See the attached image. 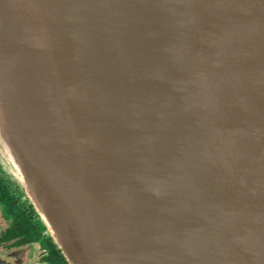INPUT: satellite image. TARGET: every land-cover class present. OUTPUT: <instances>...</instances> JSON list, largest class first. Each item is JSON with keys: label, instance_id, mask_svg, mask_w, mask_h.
Segmentation results:
<instances>
[{"label": "water", "instance_id": "95a60500", "mask_svg": "<svg viewBox=\"0 0 264 264\" xmlns=\"http://www.w3.org/2000/svg\"><path fill=\"white\" fill-rule=\"evenodd\" d=\"M0 157L69 264H264V0H0Z\"/></svg>", "mask_w": 264, "mask_h": 264}, {"label": "flooded vegetation", "instance_id": "af4514ba", "mask_svg": "<svg viewBox=\"0 0 264 264\" xmlns=\"http://www.w3.org/2000/svg\"><path fill=\"white\" fill-rule=\"evenodd\" d=\"M0 264H69L0 158Z\"/></svg>", "mask_w": 264, "mask_h": 264}, {"label": "rangeland", "instance_id": "374dc122", "mask_svg": "<svg viewBox=\"0 0 264 264\" xmlns=\"http://www.w3.org/2000/svg\"><path fill=\"white\" fill-rule=\"evenodd\" d=\"M0 158H2V157H0ZM2 160L4 161V159L2 158Z\"/></svg>", "mask_w": 264, "mask_h": 264}]
</instances>
